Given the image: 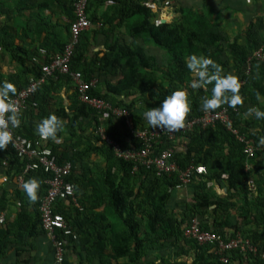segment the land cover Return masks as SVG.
I'll return each mask as SVG.
<instances>
[{"label": "trees", "instance_id": "obj_1", "mask_svg": "<svg viewBox=\"0 0 264 264\" xmlns=\"http://www.w3.org/2000/svg\"><path fill=\"white\" fill-rule=\"evenodd\" d=\"M165 1L87 0L86 13L94 28L79 34L70 69L81 71L85 80L96 77L90 95L106 100L113 107L126 109L133 128L142 129L147 126L143 112L158 106L164 95L177 88L184 87L187 91L190 111L185 121L201 114V98L210 95L212 85L196 90L187 88L192 76L185 68V60L189 54L209 56L223 73L235 75L242 82L239 83L242 103L235 108L225 105L231 129L260 147L258 140L264 135V120L255 119L246 110L255 106L264 111V60L250 58L247 62V59L260 47L264 51L263 18L255 22L249 19L242 32L231 37L220 25L225 18L223 10L243 12L246 0L225 3L203 0L201 4L178 0L174 8L178 17L162 22L154 18L151 5ZM72 3L73 0L0 1V15L5 21L12 19L16 27L13 32L5 23L0 25V48L18 67L7 75L0 72V82L13 83L17 92L39 74L41 63L34 60L36 56L48 61L52 54L62 51L70 38L69 23L74 19ZM105 3L110 5L102 8ZM47 9L51 13L57 9L66 16L67 23H51L42 14ZM120 28H124L125 37ZM42 33L43 39L33 49L15 43L16 39L24 41L28 36L39 37ZM39 47L45 48L44 57L39 55ZM147 47L161 50L162 54L149 53ZM46 81L37 92L42 87L50 91L53 89L50 84L71 80L67 75H58ZM69 99L67 112L64 107L60 114L56 112L65 119L63 130L67 141L61 145L57 162H70L67 179L75 186L80 208L68 201L60 202L56 210L77 234L67 247L78 253L77 264H163L170 255H187L190 251L194 258L187 264H225L221 256L227 257L226 264H264L261 256L264 252V173L252 171L256 158L260 155L264 158V150H256L254 157L247 159L244 142L217 120L212 125H194L190 130L177 132L172 139L161 136L154 154L172 147V159L180 169L189 164L202 167L186 187L190 200L178 198L175 172L156 175L153 168L138 165L133 169L132 161L115 157L96 132L101 123L96 110L81 102L75 90ZM37 100L39 111L44 110V104L39 106ZM103 124L109 125L110 138L128 145L126 139L130 133L123 118L107 115ZM86 128L90 130L84 136ZM12 130L23 135L17 129ZM24 134L29 139L35 136L29 131ZM48 145L53 152L60 146L51 140ZM133 147L139 146L133 144ZM3 159L6 166L2 165ZM23 164L24 160L9 145L0 150V174L7 178L0 185V212L8 207L10 194L23 205L13 220L0 224V264H8L10 259L14 264H49L52 252H49L50 244L38 210L45 192L43 180L48 175L41 169L29 170L18 185L13 177L22 171ZM29 178L39 181L35 202H29L21 188ZM249 180L255 185V194L249 188ZM211 181L224 189L225 194L210 189ZM192 217L197 218L202 230L221 235L238 232L250 240L256 253L243 256L230 250L220 255L213 251L211 244H199L185 237L183 227ZM12 248L13 253L8 256ZM31 250L37 253L31 255ZM63 264H68L66 259Z\"/></svg>", "mask_w": 264, "mask_h": 264}, {"label": "built area", "instance_id": "obj_2", "mask_svg": "<svg viewBox=\"0 0 264 264\" xmlns=\"http://www.w3.org/2000/svg\"><path fill=\"white\" fill-rule=\"evenodd\" d=\"M72 5L74 8V19L69 23L70 38L62 51L52 55L48 61H42L39 74L30 79L27 85L20 88L15 93V96L10 95L12 102L18 106V112L24 108L28 99L48 78L54 77L56 79L58 75H67L73 82L78 99L95 109L99 119L104 120L107 115L113 118L124 119L130 133L127 146L110 138L107 135L105 127L99 126L96 131L99 139L110 146L114 156L132 161L134 163L133 169H136L138 165H142L146 168H153L156 175L163 173L172 174L175 172L178 178L175 184V189L177 190L185 189L192 181V176L202 171V167L189 164L185 168L180 169L172 159V147L164 148L154 154V147L157 143H160L161 136L172 139L177 132L190 130L194 125H200V127L212 125L217 120L226 124L238 140L244 142L243 151L247 159L254 157L256 150H264V145L258 147L254 145L253 140H247L246 137L237 133L236 130L231 129L225 105L221 106L220 109L209 112L202 111L199 116L185 121V126L175 132L151 129L148 125L142 129L133 128L126 109L113 107L106 100L90 95L89 90L96 84V77L92 76L90 79L85 80L81 71L70 69L72 52L78 36L83 30L91 27V22L86 13L87 0H73ZM39 52L43 54L45 50L41 48L38 50ZM250 58L260 61L264 60L263 49L261 47L256 49L251 57H248L247 62ZM34 60L39 61V57L36 56ZM238 82L242 83L241 81ZM6 116L7 113H5ZM9 130L11 131L13 142H9L8 145L20 159L24 160L20 175L15 177L16 182L20 184L23 175L29 170L41 169L48 175L43 180L45 192L38 204L40 224L52 250V261L49 264H63L70 240H74L77 234L70 229L66 218L58 213L56 209L60 202L68 203V201H70V205L73 207L80 208L75 195V186L67 179L71 171V164L69 161L58 163L57 156L48 145V141L41 140L37 135L29 139L14 132L11 128ZM130 139H133V142ZM133 144L139 147L135 148ZM2 163L6 165V159ZM248 168L249 164L246 162L245 169L247 170ZM2 179L5 180V177ZM248 185L253 190V194H255V185L251 180L248 181ZM3 222L4 214L1 212L0 224ZM183 234L185 237L194 239L199 244H211L214 248L213 251L220 255L224 251L230 250H236L243 256L249 253L252 255L256 253V247L248 238L242 237L238 232L230 231L226 235H221L212 230H202L196 217H192L189 220L188 224L183 228ZM261 256L264 258V252L261 253ZM220 260L225 264L228 263V259L225 256H221Z\"/></svg>", "mask_w": 264, "mask_h": 264}, {"label": "clouds", "instance_id": "obj_3", "mask_svg": "<svg viewBox=\"0 0 264 264\" xmlns=\"http://www.w3.org/2000/svg\"><path fill=\"white\" fill-rule=\"evenodd\" d=\"M185 68L192 76V79L186 85L187 88L196 90L207 85H212L210 95L201 98L200 108L202 111L209 112L224 105L228 108H235L242 103V98L239 95L240 84L237 77L229 73H223L222 68L211 57L202 54H189L185 60ZM15 93L16 88L13 83L7 81L0 82V150H3L9 142H13L9 128L15 129L20 124L18 106L10 99V94L15 96ZM189 111L190 106L187 91L186 88L181 87L164 95L158 106L148 108L143 112L142 116L151 129L175 132L185 126V119ZM246 112L257 120H264V111L255 106L249 107ZM5 113H7L6 117ZM62 130L63 122L54 114H49L47 117L42 118L34 127L35 134L41 140H51L53 142H57V133ZM258 143L264 145V135L260 136ZM2 165L6 166L3 163ZM20 173L16 176L20 175ZM0 175L5 177L6 182V176ZM15 177H13L14 182L16 181ZM21 188L29 202L37 200V190L39 188V181L37 179L29 178L21 185ZM217 188L219 187L217 186Z\"/></svg>", "mask_w": 264, "mask_h": 264}, {"label": "crops", "instance_id": "obj_4", "mask_svg": "<svg viewBox=\"0 0 264 264\" xmlns=\"http://www.w3.org/2000/svg\"><path fill=\"white\" fill-rule=\"evenodd\" d=\"M0 1L4 2V0H0ZM108 5H110V3H105V5L102 8H106V6H108ZM42 14L44 16H48L51 23L58 22V24L62 25V24L67 23V21H68L66 16L64 14L60 13L57 9H54V11L52 13L51 12L48 13V9H47V10L42 11ZM9 21H5L4 16L0 15V25L5 23L7 26H9L10 30L14 32L16 27H14V24H12L13 22L11 23V25H8ZM56 29H58V26H56ZM43 36H44V33H42L39 37L28 36L24 41H22V40L20 41V39H16L15 43L22 44L28 48L33 49L40 42V39H43ZM41 48L45 50L44 47H39L38 50ZM92 50H95V48H92ZM0 51H1L0 54L5 53V55L7 56V62L6 63L0 62V72L5 74V75L10 74V73H14L18 69V67H17V65H12L10 63H16V62L10 61L9 55L7 54V52L2 51L1 48H0ZM45 53H46V51L43 53V57H44ZM54 54H56V53H54ZM54 54H52V55H54ZM39 55H42V54L39 52ZM40 58L41 59H39V61H40V63H42V61H44V59L42 57H40ZM86 61H88V58ZM50 86L53 88L50 91L48 89L44 90V88L42 87V90L40 92H37L39 90L38 89L28 99L29 101H27L24 108L21 109L20 112H18L20 124H19V127L15 128V129L19 130L23 135H25L24 133L26 131H29L33 136L36 135L34 132L35 124L38 123L42 118L47 117L49 114H54L63 123L65 122V119L61 116H57L56 112H59V114H60L62 107H64L65 112H67V106L70 104L69 97L72 96V93L74 91L73 82L72 81H69V82L62 81V82H58L57 84H50ZM43 97H45L44 100H43ZM35 99L36 100L38 99L37 101H39V106L44 104V110L39 111V107H37ZM99 121L101 122L99 126H102L103 128L105 127L106 132L109 131V125H107V126H106V124L102 125V123L104 121L103 119H99ZM89 130H90V128H86L84 130V133H83L84 136L86 134L88 135ZM57 137H58V140H57V142H54V144H57L60 146L56 147L54 149V152H56V156L61 153V150H62L61 145L64 143L66 144V142H67L64 140V138L66 137L64 130H62L60 133L58 132ZM127 142H129L128 138H127ZM2 178H3L2 175H0V185H3L5 183V180H3ZM9 199H10V201H9L8 207L3 210L4 222L5 221L10 222L11 220H13L16 217V213L23 206L21 204V202H19L18 198H16L14 195L10 194ZM23 204H25V203H23ZM48 248H49V252H52L51 247L49 246ZM67 252H68L69 257H67L68 255L66 256V263L77 264L79 261L78 253L73 252L70 249ZM12 253H13V248L9 249L7 252L8 256H10ZM35 253H37V252L34 250H31L30 254L34 255ZM51 255H52V253H51ZM165 258H167V254L165 255ZM193 258H194V255H193L192 251H190L187 255H180V256L170 255V256H168L167 260L163 262V264H185V263L187 264V263H190ZM8 264H14L13 260L10 259V262Z\"/></svg>", "mask_w": 264, "mask_h": 264}, {"label": "rangeland", "instance_id": "obj_5", "mask_svg": "<svg viewBox=\"0 0 264 264\" xmlns=\"http://www.w3.org/2000/svg\"><path fill=\"white\" fill-rule=\"evenodd\" d=\"M203 0H180V3H185V4H191V3H196V4H201ZM230 1V0H228ZM223 2H227V0H223ZM247 6H245V9L243 12H237V13H230L229 11L223 10L224 15V20L221 21V26L222 28L229 34V36H233L234 34H237L238 32H242V30L246 27L248 24L249 19L252 20V22H255L258 18H263V23H264V0H246ZM178 5V0H166L165 4H157L154 3L151 7V11L154 12V18L161 20L163 19L165 22H170L175 20L178 17V13L174 11L175 6ZM218 6L221 7L222 4L218 3ZM48 9V13H49ZM230 13V14H228ZM14 18V17H13ZM13 20H10L8 22V25H11ZM13 24V23H12ZM94 28L90 27L89 29ZM120 30V33H122V37L126 36V33L124 32V28L118 29ZM129 40V39H128ZM149 50V53L155 54V55H161V50L155 49V48H150L147 47ZM1 52V51H0ZM0 62H7V56L5 53L0 54ZM12 65H17L16 63H10ZM115 79H113L114 81ZM253 172H262L264 173V158H262V155L258 156L256 158V163L253 165ZM210 189L214 190L218 194H225V191L221 188L217 189V185L214 182H210ZM189 191L187 189L184 190H177L175 195L176 197H185L188 200H190V195L188 194ZM236 214L238 215V212L236 211ZM239 218V217H237ZM42 242V241H41ZM40 244V243H39ZM68 255V252L66 256ZM69 257V255L67 256Z\"/></svg>", "mask_w": 264, "mask_h": 264}, {"label": "water", "instance_id": "obj_6", "mask_svg": "<svg viewBox=\"0 0 264 264\" xmlns=\"http://www.w3.org/2000/svg\"><path fill=\"white\" fill-rule=\"evenodd\" d=\"M161 21H162V22H164V20H163V19H161Z\"/></svg>", "mask_w": 264, "mask_h": 264}]
</instances>
